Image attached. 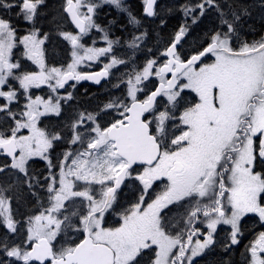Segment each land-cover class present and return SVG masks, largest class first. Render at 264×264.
Wrapping results in <instances>:
<instances>
[{
  "label": "flooded vegetation",
  "instance_id": "obj_1",
  "mask_svg": "<svg viewBox=\"0 0 264 264\" xmlns=\"http://www.w3.org/2000/svg\"><path fill=\"white\" fill-rule=\"evenodd\" d=\"M95 1L100 5L97 27L88 18V13L82 12L86 8L81 7L79 0H68V4L66 0H58L62 4L59 14L66 23L58 21V25H50L45 36L35 27L37 23L33 18L38 0H18L15 7H10L14 21L0 36V114L11 110L15 116L9 127L0 122V143L9 140L14 143L7 156L0 152V163L14 164L22 156L21 138L28 137L33 129L39 131L45 117L39 115L45 108L38 105L35 109L30 103L45 102L49 91L53 97L54 93H74L76 97L93 93L99 99L109 101L119 88H124L126 80L129 90L136 89L135 84L143 86L140 95H134L131 100V103H143L159 84L168 79L162 76V65L158 67L157 75L140 79L132 74L116 79L109 69L90 70L89 73L107 71L110 75L108 81L95 87L84 81L86 73L66 70L60 75L55 74L56 66L79 68L90 47L111 48L120 40H125L126 45L137 40L138 35V39L152 42L153 48L160 46L162 0H155L151 16L144 14L148 0H132V14L127 7L131 0ZM69 4H73L83 21L81 30L71 25L66 11ZM253 15L256 19L243 30L241 42L220 44L218 51L186 69L190 71V85L196 82L199 90L182 91V94L193 97L195 103L189 107L182 100L177 118L182 121L190 114L195 116L193 111L201 110L203 100H207L210 112L206 116L207 128L216 137L209 140L206 150L192 137L196 132L195 124L185 125L184 144L173 150L163 146L166 139L162 136V100L178 91L161 93L154 108L144 115L150 134L160 146V156L153 166L129 171L117 195L130 202L135 198L138 204L135 202L130 207L133 209L136 204L140 207L131 213L132 216L136 217L137 212L147 220L155 217L151 222L155 231L162 222V243L164 252L165 249L168 251L166 264H264V32L260 33L264 30L254 29L257 24H264V19L260 18L259 12H253ZM120 17L126 27L116 26ZM91 32L102 35L100 44L87 43ZM8 34L13 36L14 44H4ZM211 35L208 40L214 39L215 32ZM259 47L263 49L250 55H235ZM127 48L132 50L131 46ZM143 51L141 48L138 53ZM215 53L224 57H215ZM257 53L262 54L261 59H253ZM230 57L244 59L232 61ZM139 60L140 57L136 63ZM68 73L73 74V80L62 86ZM117 83L121 85L114 87ZM181 87L180 83L178 90ZM169 153L173 158L162 166L161 157ZM30 160L36 162L34 158ZM1 174L2 171L0 189ZM171 176H174L178 188H174ZM134 179L135 182H130ZM77 199L81 205L75 216L67 217L78 228L73 241L78 244L87 228L93 237L104 233L100 229L104 227L110 209L99 202L98 208L92 211L88 207L93 200L81 196ZM99 216L101 218L96 219ZM147 220L143 222L147 223ZM59 237L57 235L58 240ZM53 253L54 258L63 256H56L59 248L54 246Z\"/></svg>",
  "mask_w": 264,
  "mask_h": 264
},
{
  "label": "rangeland",
  "instance_id": "obj_2",
  "mask_svg": "<svg viewBox=\"0 0 264 264\" xmlns=\"http://www.w3.org/2000/svg\"><path fill=\"white\" fill-rule=\"evenodd\" d=\"M17 2L18 0H0V36L6 28L11 27L14 15L10 7H15ZM79 2L81 7L86 8L82 9V12L88 13V18H91L96 26L100 17V5L95 0ZM132 2L131 0L127 4L131 14ZM35 5V27H38L42 35H47L50 25L54 27L59 22L66 23L64 17L59 14L62 4L58 0H38ZM253 12H259L260 18L264 19V0H162V40L159 47L153 48L152 42L138 39L140 35L136 37L137 40L129 41L126 45L125 40H120L111 48L90 47L79 68L56 66L55 74L60 75L66 70L85 74L90 70L103 68L109 69L116 79L130 74L136 79L152 77L158 74V67L164 64L166 49L178 33L187 35L180 46L182 56L205 44L213 32V38L221 35L224 38L215 39L220 44H237L242 41L243 30L255 21ZM136 16L138 15L135 14ZM118 19L116 26L126 27V24L121 22L123 18ZM262 32L264 31L260 33ZM6 37L4 44H14L12 35L8 34ZM101 40L102 35L97 32H91L87 36V43L90 45L100 44ZM130 46L132 50H128L127 47ZM141 48L144 51L138 53ZM138 57L140 60L136 63ZM215 57L224 56L215 53ZM261 58L260 53L253 57ZM237 59L244 58L230 57L232 61ZM185 79L182 78V85H186ZM124 83V88H119L109 101L99 99L93 93L80 94L77 97L74 93H54L53 97L49 91L45 102L37 100L36 104L30 103L35 109L38 105L45 108L42 114L39 113L45 116L41 120L40 129H33L28 137L21 138L23 153L17 162L0 163V264H30L27 252L32 243L37 242L38 237L51 240L54 247L61 249L60 254L72 249L78 228L73 226L75 223L67 216H75V211L81 205L77 198L81 196L86 200L96 199L103 203L105 191L124 165V161L114 152L113 143L108 142L106 132L123 121L126 107L134 95H140L143 88L142 85L135 84L137 88L129 90L126 80ZM120 85L117 83L114 87ZM198 90L196 82L187 86L189 93ZM182 100L184 94L181 93L162 100V136L166 139L163 146L173 150L175 146L184 144L185 125L195 124L196 132L192 137L206 150L209 140L216 137L213 131L207 128L206 116L210 113L207 109L208 102L204 99L203 108L193 111L195 116L190 114L179 121L177 113ZM194 102L195 99L190 97L186 106ZM0 116L1 124L9 127V122L15 115L9 110ZM211 118L214 116L211 115ZM181 122L183 127L180 126ZM48 126L52 128L49 129ZM218 130L219 127L216 128V131ZM31 158L36 162L31 161ZM172 158L170 153L162 156V166ZM171 179L174 188H178L174 176H171ZM130 182H135V179ZM159 185L162 186V183ZM137 187H140L139 183ZM137 204L131 211L124 213L125 208L129 206L125 203V207L115 213L119 208L115 198L108 207L112 220L107 221L100 229L104 234L92 236L93 241L104 244L113 251L114 264H130L133 261L134 264H142V260L136 257L138 254L143 256L144 253H148V259L154 255L152 264H166L168 251L165 249L164 252L162 243V222L155 231L151 223L155 217L147 220L141 218L137 212L136 217L132 216L134 214L131 213L140 207ZM99 218L101 217L96 219ZM142 219L147 220V223ZM116 222L117 227L114 225ZM57 235H60L59 240Z\"/></svg>",
  "mask_w": 264,
  "mask_h": 264
},
{
  "label": "water",
  "instance_id": "obj_3",
  "mask_svg": "<svg viewBox=\"0 0 264 264\" xmlns=\"http://www.w3.org/2000/svg\"><path fill=\"white\" fill-rule=\"evenodd\" d=\"M155 5V0H148L145 14L151 16ZM71 20L77 25V15L72 8L68 11ZM185 36L179 34L175 41L167 50V64L162 66V74L169 75L171 68L176 67L172 73V77L167 81L166 85L161 84L156 91L144 103H132L126 110L124 123L111 127L107 132L109 140L114 142L116 154L122 158L126 165L120 170L116 176L115 183L106 193V204H108L116 191L124 183L126 173L136 166L153 165L160 153V149L155 139L150 135L149 128L144 122V114L153 108L157 97L161 92L172 91L178 84L177 76L190 64H196L201 61L208 53L217 50L215 44L209 46L202 54L193 56L189 61L180 63L173 58L177 52V46L184 40ZM258 50H261L259 48ZM246 53H242L244 55ZM108 79V73L102 71L100 73L90 74L85 77V81L93 85H99ZM72 81V74L64 76L62 86ZM13 142H5L0 144V149L7 152L12 151L11 144ZM31 261L38 264H45L52 259V248L48 241L44 238L34 243L28 252ZM114 254L110 248L103 244H94L88 235L85 234L83 241L78 244L75 249L67 253L60 259L52 260L51 264H113Z\"/></svg>",
  "mask_w": 264,
  "mask_h": 264
},
{
  "label": "trees",
  "instance_id": "obj_4",
  "mask_svg": "<svg viewBox=\"0 0 264 264\" xmlns=\"http://www.w3.org/2000/svg\"><path fill=\"white\" fill-rule=\"evenodd\" d=\"M261 28H262V30H264V24H262V25H261V24H259V25L257 24V26H255L254 29H255V30H260ZM145 264H146V263H145Z\"/></svg>",
  "mask_w": 264,
  "mask_h": 264
},
{
  "label": "bare ground",
  "instance_id": "obj_5",
  "mask_svg": "<svg viewBox=\"0 0 264 264\" xmlns=\"http://www.w3.org/2000/svg\"><path fill=\"white\" fill-rule=\"evenodd\" d=\"M127 197V196H126ZM131 197V196H130ZM129 198V197H128ZM127 200V199H126ZM146 203V202H145ZM20 214V213H19Z\"/></svg>",
  "mask_w": 264,
  "mask_h": 264
}]
</instances>
